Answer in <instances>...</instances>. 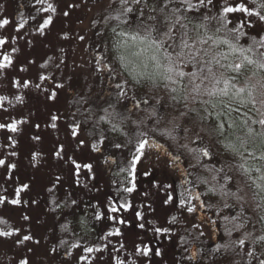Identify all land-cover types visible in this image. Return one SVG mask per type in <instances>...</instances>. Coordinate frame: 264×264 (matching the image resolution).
Instances as JSON below:
<instances>
[{
    "label": "rangeland",
    "instance_id": "1",
    "mask_svg": "<svg viewBox=\"0 0 264 264\" xmlns=\"http://www.w3.org/2000/svg\"><path fill=\"white\" fill-rule=\"evenodd\" d=\"M213 2L215 7L207 12L209 16L217 14L222 4V0ZM240 2L241 0H228L232 5ZM243 3L256 8L249 0H243ZM48 4L55 8V12L42 10ZM111 5V0H44L43 3H37L36 0H0V20L7 18L10 21L4 28H0V38L7 40L0 47V59L3 54H8L13 61L9 67L0 69V97L5 98L0 100V124L18 122L16 132L7 128L0 129V159L16 165L11 171L0 166V196H5L8 200L19 198L21 201L18 205L7 202L0 205V216L12 228L20 230L12 236L0 237V264H19L20 260H27L28 264H115L116 259L124 264H206V261L201 263L200 260L202 249L192 246L184 257L171 247L172 239L169 235L173 233V237L177 239L182 231L190 229L203 231V236L208 241L205 256L212 264H234L231 259L212 252L214 244L223 240L220 233V222L223 223L221 217L229 216L232 209H218L217 215L216 207L208 199H203L193 187L182 159H175L177 156L167 146L146 136L150 143L161 147L146 148L143 157L137 162L135 169H132L130 180L122 183L113 175L125 152L123 147H115L120 144L118 141L103 139L96 146L97 150H94L83 127L79 126L75 137L72 135L74 126L68 122L66 114L68 99L72 98L74 92L78 94L82 84H87L93 96L102 92L106 95L103 101H107L115 92L114 84L125 79L102 28L103 14ZM65 12L68 15H64ZM242 15L231 14L232 24L229 27L239 23ZM49 16L51 23L41 34L39 26ZM251 19L254 27L248 31L253 36L264 34V22L255 17ZM21 23L24 24L23 28L19 27ZM216 26L215 21L210 24L209 35L215 33ZM223 33L216 35L221 37ZM226 34L231 37L227 32ZM81 36L84 37L83 40L79 38ZM241 42L245 40L241 39ZM13 49L16 51L13 52ZM46 62L45 76L50 78L41 81V72L44 71L40 66ZM104 64L110 66L111 73L104 68ZM113 75L115 80L111 78ZM24 80L31 81L32 85L41 84V88L24 89L13 86L14 81ZM69 83L73 91L69 88ZM57 84H62L63 87L57 88ZM253 84L255 79L250 81L249 87ZM53 91L56 96L50 100L48 97ZM254 95L257 100L260 99L258 92ZM17 96L22 97V102L16 100ZM218 101V98L213 100L217 105L215 109L211 104L206 106L212 114L209 120L201 122L197 118L195 123L185 122L201 137L196 140V148H206L210 152L211 159L201 158L208 165L223 169L220 173L225 175L224 168L227 170V166L223 159L227 152H231L225 145H238L240 141H246L240 151L246 150L248 156V151H257L259 155L253 159L251 154V160L241 158L238 164L250 161L255 168H261L264 159L259 157L264 154V138L260 133H264V128L252 121L262 118L260 112H264V107L259 103L256 107L251 104L247 107L236 106L239 112H232L227 119L219 121L224 123L225 132L217 135L213 131L218 122L216 113L222 110L227 112ZM193 107L199 109L201 115H206L200 105L195 104ZM53 115L58 116L55 128L51 127ZM230 123H234L233 128H228ZM201 127L205 130L200 131ZM249 127L253 129L252 136L248 135ZM34 137L40 139L36 140ZM80 141H83L82 145ZM61 148L62 158L55 155ZM12 152L16 155H11ZM33 153H39L38 162L33 161ZM69 158L81 165L90 164L91 170L81 167L77 175ZM238 159L235 157V160ZM25 184L28 188L17 197L16 190ZM247 184L246 177L240 174L226 185L231 191L237 190L236 185L241 188L244 215L251 220L257 214L262 216V209L258 207L259 203ZM168 185L171 187H166ZM127 187H133V191L125 192ZM48 189L56 194L57 206L63 211L58 223L56 214L48 210ZM170 194L173 199L165 204L164 201ZM196 195L200 196V200L195 199ZM182 199L186 201L183 208L180 207ZM188 201L196 207L193 213L186 210ZM110 202L117 206L127 203L129 208L127 211L121 209L117 213H110ZM201 203L210 207H200ZM234 203L239 211L240 205L235 200ZM137 212L142 214L141 219H137ZM97 213L100 219L96 218ZM110 215L115 220H110ZM24 216L29 219L24 220ZM173 217L178 221L172 227L173 232L163 235L154 231L155 226L172 223ZM121 219L125 221L124 224L117 222ZM141 223L144 224L143 229L139 227ZM59 225L61 229L67 225V229L59 231ZM193 225L200 227L193 228ZM116 228H119L120 235H107ZM24 235H30L32 239L19 243ZM62 240L65 243H61ZM73 243L80 244V247L72 248ZM97 243L99 245L95 246ZM138 245L141 248L147 245L151 250L149 256L137 254ZM86 247L101 250L88 253L84 251ZM157 250L160 251L159 256L156 255ZM82 256L85 259L81 260Z\"/></svg>",
    "mask_w": 264,
    "mask_h": 264
},
{
    "label": "snow or ice",
    "instance_id": "2",
    "mask_svg": "<svg viewBox=\"0 0 264 264\" xmlns=\"http://www.w3.org/2000/svg\"><path fill=\"white\" fill-rule=\"evenodd\" d=\"M36 2L43 3L44 0H36ZM112 3H118V8L116 9L117 15L105 17L106 23L109 20H117L119 21V25L129 29L126 31L122 28L120 31H117L115 27L112 28V32L117 37L113 42L114 58L119 62L121 69L127 73L128 78L114 84L115 92L112 98L106 101L107 106L100 107L99 110L103 114L99 115L98 119L95 120L96 124L101 122L109 123L111 124L112 131H118L117 124L124 126L131 122L139 128L140 125H146V123L151 122L153 130H155L167 117V124L170 127L167 130H162L161 134L170 137L176 142L178 141L179 130L182 129L185 134L191 131V129L184 126L185 122L191 121L195 123L197 118L201 122L209 120L212 114L208 112L206 106L211 104L212 108L215 109L217 105L213 100L216 98L220 99L222 108L227 110V112L222 110L216 113L215 118L218 122L213 131L217 135H223L225 132L224 123L219 122L221 118L227 119L228 115L232 112H239V108H232L230 103H224V99L238 103L242 107H247L249 104L256 107L257 103L264 107V34L249 36L245 31V29L254 27L252 17H255L260 22H264V11L256 10H264V0H250V3L254 4L256 8L248 7L243 3V0L235 5L229 4L228 0H222L218 13L213 16L207 15V12H210L215 7L213 0H112ZM40 10L38 9V11ZM42 10L55 12V8L51 4H48V7ZM235 13L243 15L239 23L234 27H229L232 24L230 16ZM64 15H68V13L65 12ZM213 21L216 22L217 26L215 33L209 35L210 24ZM9 23L10 21L7 18L0 20V28H4ZM50 23L51 16L45 19L39 26L38 30L41 31V34H43V29ZM19 27L23 28L24 24L21 23ZM221 32H227L231 35V38L216 35ZM79 38L81 40L84 39L83 36ZM242 38H247L250 43L247 46L241 44ZM209 42H211L210 45ZM6 43V39L0 38V47ZM206 45L207 47H205ZM221 46H226L228 51H219L218 49ZM12 51L15 52L16 49ZM230 56L235 57V59L232 62L224 63V61L229 60ZM257 56L258 58H256ZM12 62L10 55L3 54L2 59H0V69L9 67ZM46 64L47 62L42 64L41 67H45ZM250 67H254L256 71H253L250 76H246ZM104 68L110 73L112 72L108 64H104ZM21 70L25 71L26 69ZM97 71H100V69L97 68ZM241 76H245L246 80L255 79V84L251 87H237L235 81ZM49 78L45 75L40 76L41 81L48 80ZM111 78L115 80L114 75ZM161 85L168 92L169 98L167 102H165L163 97L149 96L150 92L159 89ZM13 86L24 89L29 87L41 88V84L32 85V82L29 80H24L23 82L14 81ZM56 87L61 88L63 85L57 84ZM141 90H144L143 96H138V92ZM257 92L260 94L259 100L254 95ZM55 96L56 93L53 91L48 99H54ZM204 97H208L209 99H204ZM3 99L5 98L0 97V100ZM16 100L22 102V97L17 96ZM153 100L154 103L152 102ZM76 103L86 104L88 100L85 97H81ZM181 103L183 104L182 108L178 107ZM195 104L200 105L206 115H201L200 110L193 107ZM170 109L174 110L175 114ZM256 110L260 112L259 108ZM84 111L88 113V119H92L95 116V111L91 107L84 109ZM137 111H144L145 115L140 119H133V113ZM260 115L262 118L253 120L252 123H258L264 128V112H260ZM51 119L53 121L51 127L55 128V121L58 119V116L53 115ZM17 123L0 124V129L7 128L9 131L16 132L18 131ZM233 127L234 123L228 124V128ZM78 128L79 124L73 127L72 135L74 137L77 135ZM204 130L201 127L200 131ZM247 132L249 136L254 134L251 127L247 129ZM260 135L264 138V133H260ZM139 136L146 137V134L141 131L139 132ZM200 138L199 133H197V139ZM34 139L39 140L40 138L34 137ZM12 143L15 144V141H12ZM80 143L82 145L83 141H80ZM193 143H196V140H193ZM245 143L246 141H240L238 145L230 143L225 145V147L232 153L240 155V150L244 147ZM262 143H264V139H262ZM177 146L186 149L192 154L193 158L197 161V165L205 166L201 163V156L211 159L210 152L206 148H190L188 144H177ZM92 147L94 150H97L95 144ZM115 147L120 148L122 145L116 144ZM150 147L160 148L161 145L152 144L147 138L137 141L135 154L131 162L133 169H135L137 162L143 157L145 149ZM61 152L62 148L55 155L61 157ZM11 155H16V153L12 152ZM38 157L39 153H33L32 159L34 162H38ZM69 159L71 160V158ZM175 159H179V157H175ZM259 159H264V154ZM71 162L76 169L77 175L81 167L89 170L92 167L90 164L81 165L75 160H71ZM197 165L192 166L195 167ZM0 166L6 167L9 171L16 167L15 164L6 163L4 159H0ZM240 168L243 169L245 174L250 171L243 164L240 165ZM208 170L214 171L217 174L223 171L220 168H209ZM256 172L260 173L261 170L257 168ZM212 179L216 180L217 177L214 175ZM231 179V177L225 175V184L219 185L223 197H231L240 204V211L235 216L225 215L221 217L225 222L224 231L228 236H232L233 231L243 229L248 222L244 218L243 197L239 195L240 190L231 191L230 188H226V184L230 183ZM258 179L260 183H256L255 181L253 183L256 184V188L261 193H264V174L259 175ZM57 180H59V177H57ZM201 183H207V181L202 180ZM133 187H127L124 191L131 193ZM166 187L171 186L168 185ZM26 188H28L26 184L18 188L16 196L19 197L20 193ZM51 190L49 189V191ZM216 191L215 187L208 189L209 193L215 194ZM205 194L207 195V193ZM172 199L173 197L170 194L164 203L168 204ZM195 199L200 200V196L196 195ZM5 202L12 205L21 203L19 198L8 200L7 197L0 196V205ZM72 203L74 204L75 201H72ZM185 204L186 201L182 199L180 207L183 208ZM187 204L186 210L188 213L196 211V207L190 201ZM200 207L210 206L201 203ZM232 207L234 205L224 204V208ZM128 208L129 205L127 203H121L117 206L116 203L110 202L109 212L117 213L121 209L127 211ZM217 215H219V211ZM136 217L137 219H141L142 214L137 212ZM96 218L100 219L99 213H97ZM108 218L115 220V217L111 215ZM23 219L28 220L29 218L28 216H24ZM260 220L264 222V215L260 217ZM175 221L176 218L173 217L172 222L174 223ZM117 222L120 224L125 223L122 219ZM229 224L232 225L231 228L227 227ZM139 227L143 229L144 224L141 223ZM199 227L200 225H193V228ZM63 228L66 230L67 225H64ZM19 231L18 228H12L5 220L0 219V237H9ZM154 231L158 234L167 233L169 229L157 227L154 228ZM120 234L119 228L107 233L108 236ZM199 235L203 236V231H200ZM31 239L30 235H24L23 239L18 242L23 243ZM248 241L253 244L259 243L264 245V235L253 236L251 232H246L241 237L231 241V244L215 245L212 252L218 253L222 248L228 250L234 245L244 249ZM61 243H65V241L62 240ZM71 247L79 248L80 244L73 243ZM100 250L93 247L84 248V251L88 253ZM136 251L137 254L147 257L151 250L147 245L143 248L138 245ZM156 255H160L159 250L156 251ZM246 255L253 257L255 253L252 250H248ZM194 257L195 254H193ZM80 259L83 260L85 257L82 256ZM19 264H28V261L20 260ZM115 264H124V262L116 259ZM258 264H264V259H259Z\"/></svg>",
    "mask_w": 264,
    "mask_h": 264
},
{
    "label": "trees",
    "instance_id": "3",
    "mask_svg": "<svg viewBox=\"0 0 264 264\" xmlns=\"http://www.w3.org/2000/svg\"><path fill=\"white\" fill-rule=\"evenodd\" d=\"M250 1V0H249ZM111 7L109 9H107L102 17V21H103V31H104V35L107 37L109 44L112 47L113 50V42L115 39H117V37H115V34L112 32V28H116L117 31H120L122 28L124 30H129L128 28H126L125 26L119 25V21L117 20H109L105 21V17L112 15L115 16L117 15L116 12V7H118V3H112L111 0ZM257 10V9H256ZM264 11V10H263ZM133 27H135V25H133ZM246 32H248L249 36H253L252 32L248 31V29H245ZM228 36L226 34V32L223 33V35L221 37H225ZM228 38H231L228 36ZM242 40H245V42H241V44L247 46L248 43H250L249 40H247V38H242ZM219 51H224L227 52L228 49L226 48V46H221L219 49ZM114 52V51H113ZM258 57V56H257ZM235 59V57L230 56L228 61H224V63H228V62H232ZM119 65V62H118ZM41 67V66H40ZM46 66L45 67H41V70L44 72H41V75H46L47 71H45ZM119 69L121 70V75L127 79L128 75L126 72H124L120 65H119ZM253 71H256V69L252 70V67H250L246 73V76H250L251 73ZM251 80H246L245 76H241L237 81H235L237 87H249ZM82 84V83H81ZM69 88L73 91V88L71 87V84L69 83ZM143 91H139L138 96H143ZM160 96L163 97L164 100L168 101V92L166 91V89L163 87V85H161V87L159 89H156V91H152L149 93V96ZM81 97H85L88 100V103L86 104H79L76 103L77 100H79ZM97 97V100H96ZM95 96H93L90 91L89 88L87 87V84H82V88L80 89L78 94H73L72 98L68 99V112L66 114V119L68 120V122L72 125L75 126L76 124H79V126L83 127L84 132L86 134V137L88 138V140L90 141V144H95L96 146L103 140V139H108V140H112V141H118L123 149L125 150L123 158L120 159L117 167L115 168L116 172L113 173L114 178L117 180H120L122 183H127L128 180H130V178L132 177V157L135 154V148H136V144L137 141L139 139H143L146 137H140L139 136V132H144L146 134V136H151L155 139H157L158 141H160L161 143H163L165 146H167L177 157H180L182 159V161L185 164V170L187 171V175L193 185V187L195 188V190L197 191V193L203 197V199H208L213 206L216 207V209L218 210H225V209H232V212L229 216H235L239 211L236 208V205L234 203L233 198L231 197H223L221 195L220 189H219V185L220 184H225V180H224V176L227 175L229 177L236 178L238 177V175H243L244 177H246V180L248 182L247 186H249L251 188V190L254 193V199L256 201H258L259 206L262 209V215H264V193H261L257 188H256V184L253 183V181H255L256 183H260L258 176L261 174H264V165L261 166V168H259L261 170L260 173L256 172V169L251 163L250 161H248L246 164H243L242 162L240 164H238L240 162V159L243 158L244 159H249L251 160L252 158L255 159L258 157L259 153L257 151H248L249 153L252 152V158L250 157V155H246L247 151L243 150L241 152L240 155H236L232 152H227V156L223 159L224 160V164L227 166V170L225 169V175L219 173L217 174L214 171H209V168H215L213 166L208 165L207 163H205L203 161V159L200 157L201 163L205 166H200L197 165V161L193 158V155L190 154L186 149L178 147L177 144H188V146L190 148H196L195 143H193V140H197V135L194 133V131H189L187 134L184 133V131L181 129L178 132V141L174 142L170 137L162 135L161 131L162 130H167L168 127H170L167 124V117L165 118L164 121H162L160 123L159 126H157L155 128V130H153V124L151 122L146 123V125H140L139 128L136 127V125L132 124L131 122H129L128 124L124 125V126H120L119 124H117L118 127V131H112L111 130V124L109 123H105V122H101L99 124L95 123V120L98 119L99 115H102L103 113L99 110L101 106L106 107V101H103L106 99V95H104V93L99 92V94H97ZM112 98V96H110L109 98H107L108 100H110ZM148 98V97H145ZM107 100V101H108ZM98 101V102H97ZM100 101H102L103 103H101ZM154 103V100L152 101ZM219 105H221L220 101H218ZM224 103H230L232 108H235L236 106H241L238 103L235 102H230L227 99H224ZM91 107L94 111H95V116L92 119H88V113H86L84 111V109ZM143 107V106H142ZM178 107L182 108L183 104L181 103L180 105H178ZM173 114H175L174 110ZM145 115L144 111H137L133 113V119H140ZM223 119V118H221ZM186 127H188L189 129H191L189 126L184 125ZM235 157L239 158L238 161L235 160ZM234 167V165H236ZM243 164L245 168H248L250 171L245 174L243 169L240 168V165ZM192 165H197L195 167H193ZM216 176L217 179L213 180L212 177ZM207 181V183H201V181ZM215 187L217 189L216 193H209L208 189L209 188H213ZM226 188L227 187L226 185ZM237 190L239 189V195H241V188H239L238 185H236L235 187ZM53 189V188H52ZM236 190V191H237ZM207 193V195L205 194ZM179 196V194H178ZM242 196V195H241ZM123 198V196L121 197ZM46 200H47V206L48 210L50 211V213H54L56 214V220L57 223L59 222V219H61L62 215H63V211L59 209V207L57 206V198H56V194L51 190L46 194ZM228 203L229 205H234V207L232 208H224V204ZM263 203V205H262ZM239 204V203H237ZM240 205V204H239ZM142 209V208H141ZM218 210V211H219ZM238 211V212H237ZM66 212H68L66 210ZM223 214V213H222ZM245 214V213H244ZM255 214V212H254ZM257 214V213H256ZM224 215V214H223ZM260 216H254V218L250 220L249 217L244 215V218L248 220V222L245 224V227L239 231H233L232 236H228L226 235L224 228H225V222L223 221V223L221 224L220 222V233L223 236V240L220 242H216L214 245L217 244H231V241L241 237L244 233L246 232H251L253 234V236H260V235H264V222H262L260 220ZM176 218V217H175ZM0 219L5 220L4 218H2L0 216ZM6 221V220H5ZM8 223V221H6ZM172 222V219H171ZM176 222H178L177 220L174 222V224L172 223H168V224H162L161 227L159 228H167L169 229L168 232H173V225L176 224ZM9 224V223H8ZM57 225V224H56ZM60 226V227H59ZM57 227V229L59 231H65V229L62 227L61 229V225H59ZM231 224L227 225V227L231 228ZM154 228H157L156 226ZM261 228V229H260ZM260 229V231H259ZM200 231H194V229H190V231H182L179 235V237L177 239H175V237H173V233L170 236V238L172 239L171 241V247L174 248L176 250V252H180L182 256H187L188 254V249L191 248L192 246H195L198 249H202V256L200 257L201 263H203L204 261H206V264H212L213 262H211L205 255V251L207 249V244L208 241L205 239L204 236H200L199 235ZM163 235L165 233H162ZM175 239V241H174ZM169 240V239H168ZM99 244L97 243L95 246H98ZM248 250H252L254 251L255 255L253 257H248L246 255V252ZM221 255H223L224 257H227L229 259H231L234 264H258L259 259H264V245H261L259 243L257 244H253L250 241H248L246 243V246L244 249H241L239 246H231L228 250L225 249H221L220 252Z\"/></svg>",
    "mask_w": 264,
    "mask_h": 264
}]
</instances>
